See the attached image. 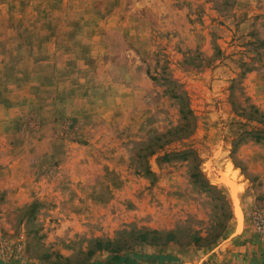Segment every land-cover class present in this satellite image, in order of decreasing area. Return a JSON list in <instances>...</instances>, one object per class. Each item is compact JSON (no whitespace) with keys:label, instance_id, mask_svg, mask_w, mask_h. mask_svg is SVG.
Returning <instances> with one entry per match:
<instances>
[{"label":"rangeland","instance_id":"374dc122","mask_svg":"<svg viewBox=\"0 0 264 264\" xmlns=\"http://www.w3.org/2000/svg\"><path fill=\"white\" fill-rule=\"evenodd\" d=\"M251 106L264 0H0V264L262 263Z\"/></svg>","mask_w":264,"mask_h":264},{"label":"trees","instance_id":"16d2710c","mask_svg":"<svg viewBox=\"0 0 264 264\" xmlns=\"http://www.w3.org/2000/svg\"><path fill=\"white\" fill-rule=\"evenodd\" d=\"M172 97L178 101V112L181 115V118L187 122L188 114H190V109L186 107L187 101L185 99V94L183 91L177 92L172 90ZM239 115L244 116L247 120H252L261 125L260 128L255 129L252 132L245 131L243 135L251 134V137H254L255 140L264 139V112L259 111L257 108L251 106L248 111L242 110ZM152 233L157 234L156 231ZM171 236V235H170ZM168 236L167 238H169ZM168 240V239H167ZM170 240V238H169ZM155 261L158 263L165 262H178L172 255L169 254H159V255H140L139 253L133 254H113L108 260L105 261H96L90 264H138L139 261ZM259 264H264V261Z\"/></svg>","mask_w":264,"mask_h":264},{"label":"bare ground","instance_id":"6f19581e","mask_svg":"<svg viewBox=\"0 0 264 264\" xmlns=\"http://www.w3.org/2000/svg\"><path fill=\"white\" fill-rule=\"evenodd\" d=\"M232 199H233V205L235 206V210L238 213L237 216H239L240 215V212L238 211V203H237V199L235 198V195L234 194H233Z\"/></svg>","mask_w":264,"mask_h":264}]
</instances>
